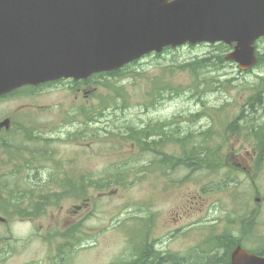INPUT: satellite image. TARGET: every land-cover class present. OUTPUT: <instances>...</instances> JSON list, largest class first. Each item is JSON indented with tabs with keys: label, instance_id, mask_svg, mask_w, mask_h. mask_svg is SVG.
Segmentation results:
<instances>
[{
	"label": "rangeland",
	"instance_id": "1",
	"mask_svg": "<svg viewBox=\"0 0 264 264\" xmlns=\"http://www.w3.org/2000/svg\"><path fill=\"white\" fill-rule=\"evenodd\" d=\"M257 44L264 55V38ZM229 51L202 43L151 54L125 70L96 74L88 96L76 98L79 85L72 82L35 91L26 88L1 98L0 116L13 115L28 132L46 141L36 143L27 136L0 139V176L5 144L15 145L19 153L31 145L37 178L9 176L6 181H12L11 186L32 189L25 180L37 179L39 203L59 190L53 185L76 178L82 184L79 196L67 190L58 199L67 201L71 194L77 205L84 199L94 202L100 188L107 193L106 204L94 210L92 222L95 227L108 226L91 233L89 246L80 251L79 264H161L169 255L182 260L183 255L197 258L198 252L222 256L225 248H211L215 238L225 235L264 253V162L259 163L252 152L257 146L252 127L264 123L260 101L264 60L255 69L243 70L225 61ZM202 59H207L208 66L192 69L195 72L186 67ZM256 106L259 110L254 113ZM24 107L28 110L20 112ZM97 114L98 118L107 114L100 123L108 121L109 130L124 136L111 134L102 144L93 142L98 139L93 135V127L99 126L94 120ZM86 122L89 128L71 135ZM145 129L151 137L165 133L167 151L152 145L145 150L127 139L126 131L136 130L142 136ZM208 131V136L198 137ZM230 149L249 153L227 154ZM209 150L218 151L219 157L186 160ZM174 153L185 159L178 161ZM166 156L175 168L168 175L149 177L151 167ZM118 174L126 176L109 180ZM88 177L103 181L88 186L80 180ZM13 227L21 233L29 228L19 223ZM138 234L143 235L134 237Z\"/></svg>",
	"mask_w": 264,
	"mask_h": 264
},
{
	"label": "water",
	"instance_id": "2",
	"mask_svg": "<svg viewBox=\"0 0 264 264\" xmlns=\"http://www.w3.org/2000/svg\"><path fill=\"white\" fill-rule=\"evenodd\" d=\"M264 0H0V95L61 77L117 69L166 46L236 44L250 69ZM231 264H264L237 246Z\"/></svg>",
	"mask_w": 264,
	"mask_h": 264
},
{
	"label": "flooded vegetation",
	"instance_id": "3",
	"mask_svg": "<svg viewBox=\"0 0 264 264\" xmlns=\"http://www.w3.org/2000/svg\"><path fill=\"white\" fill-rule=\"evenodd\" d=\"M72 82L79 85L76 98L80 95L88 96L89 92L92 90V88L89 89L88 87L92 82V78L49 82L43 87L49 88ZM12 93L6 96H12L16 92ZM261 102L264 105V99L261 100ZM258 110L259 107L256 106L253 112L256 113ZM98 116L97 114L96 119ZM106 117L107 114H104L102 117L98 118V123ZM6 119L9 120V124L1 125V122ZM106 124H109V122H106ZM24 130V126L16 122L13 115H5L0 118V139L25 136ZM95 132L105 135L103 138L99 137L98 141L108 140L111 134L124 136V133L119 134L118 131L114 129L109 130L107 127H98ZM125 133L127 134V139H130L134 144L135 137L133 134L127 131ZM144 142L152 144L158 143L160 144V148L167 151L165 133L158 135V137L149 136ZM256 151L255 148L252 149V152ZM226 152L227 154L232 153L233 155H242L244 152L249 153L247 149H245L244 152L239 149H230ZM10 155V150L6 149L2 161L6 158L11 161L12 157H10ZM102 155L103 151L99 153L100 157ZM123 155H129V153H124ZM123 155L120 154L119 156ZM173 155L178 161H183L185 159V155L183 154ZM8 166L9 165L4 167ZM174 166L175 164L173 162L170 163L168 156H166L159 160V162H156L155 165L151 167V172L147 174H149V177L159 175V173L168 175L171 169L175 168ZM125 176L126 174L112 175L109 177V180H119L121 178L123 179ZM77 179L78 178H76V180ZM76 180L60 181L59 183H79L76 182ZM80 180H83L88 186L91 183L100 184L101 181H103V179H98L96 177H88ZM31 182L32 197L2 196L0 198L6 201L3 203V210L0 211V215L6 218V220L0 221L2 225V228H0V264H79L78 259L80 257V250L81 248L89 246L88 238L91 237V233L96 230H105L108 226L107 224H102L99 227H95L92 222L94 210L98 206L102 207V205L106 204V192L99 193V198L95 199L94 202L85 201L86 199H84L82 203L76 205L73 202V196L69 194L70 197L67 201L59 199L52 205L39 207L37 179H32ZM78 196L79 195L75 197ZM10 200L17 201L18 204H12ZM19 210H29L31 215L28 217H21L17 213ZM179 217L180 215L176 213L174 218L177 220ZM14 222H19L21 225L27 224L29 228L26 232L21 233L13 227Z\"/></svg>",
	"mask_w": 264,
	"mask_h": 264
},
{
	"label": "trees",
	"instance_id": "4",
	"mask_svg": "<svg viewBox=\"0 0 264 264\" xmlns=\"http://www.w3.org/2000/svg\"><path fill=\"white\" fill-rule=\"evenodd\" d=\"M258 56H259L260 63H262V61L264 60V55L262 54L261 56L259 54ZM205 62H207V59L198 60L195 62H191L190 64H186V67L190 68L191 70L200 69V68H203V66L205 65ZM252 128H254V135H255L254 138L256 140L257 148L259 149L258 161L262 163L264 161V123L259 126H253ZM131 133L135 137V140L138 142H144L146 141V139H148L149 136L152 135V133H149L147 129L142 130V136H139L136 130L134 131L132 130ZM236 244L237 245L241 244V242L237 243L236 239H232L230 237H222V239L217 242L216 247L219 249H222V247L225 248V253H224L225 255L223 254L224 256L223 255L218 256L217 254H214V255L211 254V256H206V257L199 256L197 258H190L187 260H183V259L177 260L176 257L169 255L171 257L164 258L163 262L165 264H229L230 263L229 251ZM163 262L161 264H163ZM133 264H138V262L135 261Z\"/></svg>",
	"mask_w": 264,
	"mask_h": 264
},
{
	"label": "bare ground",
	"instance_id": "5",
	"mask_svg": "<svg viewBox=\"0 0 264 264\" xmlns=\"http://www.w3.org/2000/svg\"><path fill=\"white\" fill-rule=\"evenodd\" d=\"M258 63H259V59H258ZM239 68L243 69L240 66H239ZM243 70H248V69H243ZM252 116H254V115H252ZM29 141H34V138L29 139ZM12 147L15 148L14 146H12ZM10 157H12L11 161H9L8 158H6L3 161V163H2V171H4V173L0 176V194L3 193L6 188L8 189V188L12 187L11 186L12 181H10V180L6 181L7 178H9V176L10 177L18 176L19 178L23 179V178H26V177L32 175V177L36 176V178H37V172H36L37 168H36V160H35V148H32V146L30 145V146L27 147V149H26V151L24 153H19L18 151L15 150V151H13L11 153ZM7 165H9V166L8 167H4V166H7ZM23 173H26L25 177H24ZM31 181L32 180H29V181L25 180V182H27V183L32 185ZM2 206H3V204L0 203V211L3 210ZM17 213L21 217H28V216L31 215L29 210H27V211L19 210ZM238 246L243 247L242 244H238ZM146 251H147V249H146ZM153 251L156 252L155 250H153ZM158 252H159V250H158Z\"/></svg>",
	"mask_w": 264,
	"mask_h": 264
}]
</instances>
